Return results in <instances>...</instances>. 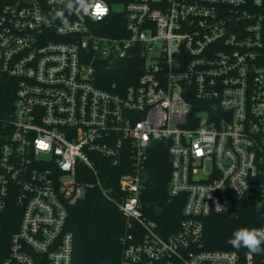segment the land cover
I'll return each mask as SVG.
<instances>
[{"label":"built area","instance_id":"1","mask_svg":"<svg viewBox=\"0 0 264 264\" xmlns=\"http://www.w3.org/2000/svg\"><path fill=\"white\" fill-rule=\"evenodd\" d=\"M63 8L0 0V220L19 219L0 264H72L69 208L94 191L126 219L120 264H257L206 248L204 227L245 205L264 228V0ZM163 153L184 199L170 233L143 200Z\"/></svg>","mask_w":264,"mask_h":264},{"label":"trees","instance_id":"2","mask_svg":"<svg viewBox=\"0 0 264 264\" xmlns=\"http://www.w3.org/2000/svg\"><path fill=\"white\" fill-rule=\"evenodd\" d=\"M135 72V68L120 73H110L109 77L122 79ZM135 76V75H132ZM7 92L0 87V110L6 107ZM147 173L143 200L148 204L147 215L157 221L163 233L175 230L182 217L183 197L170 199L168 188L171 166L167 153L151 158ZM123 170H116L120 174ZM163 215L160 216L159 212ZM68 229L74 237L72 264H120L126 233V219L118 207L103 199L97 192H89L69 208ZM19 219L10 213L0 220V261L9 250L12 232L17 229ZM259 221L249 208L242 205L239 216L232 214L211 216L205 220V244L208 249L233 250L241 253L247 249L233 248L229 243L234 230L241 227L259 228ZM257 264H264L263 255H255Z\"/></svg>","mask_w":264,"mask_h":264},{"label":"clouds","instance_id":"3","mask_svg":"<svg viewBox=\"0 0 264 264\" xmlns=\"http://www.w3.org/2000/svg\"><path fill=\"white\" fill-rule=\"evenodd\" d=\"M94 2H96V0H61L64 8L60 11H56L53 18H59L61 21H64L65 12L71 13L90 9ZM245 188L247 189V185H245ZM237 191L243 194L239 189H237ZM208 197L211 198L210 196ZM215 207L226 210L225 206L218 202L215 203ZM228 243L237 250L245 248L250 254L264 255V228L241 227L236 229L232 233V237L229 239Z\"/></svg>","mask_w":264,"mask_h":264},{"label":"water","instance_id":"4","mask_svg":"<svg viewBox=\"0 0 264 264\" xmlns=\"http://www.w3.org/2000/svg\"><path fill=\"white\" fill-rule=\"evenodd\" d=\"M253 202H254V196L249 197V199H248V203H249V204H253ZM162 214H163V212L160 211V212H159V215L162 216Z\"/></svg>","mask_w":264,"mask_h":264},{"label":"snow or ice","instance_id":"5","mask_svg":"<svg viewBox=\"0 0 264 264\" xmlns=\"http://www.w3.org/2000/svg\"><path fill=\"white\" fill-rule=\"evenodd\" d=\"M97 9H98V14H102L103 13V9H100L99 6H97Z\"/></svg>","mask_w":264,"mask_h":264}]
</instances>
